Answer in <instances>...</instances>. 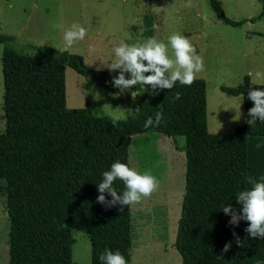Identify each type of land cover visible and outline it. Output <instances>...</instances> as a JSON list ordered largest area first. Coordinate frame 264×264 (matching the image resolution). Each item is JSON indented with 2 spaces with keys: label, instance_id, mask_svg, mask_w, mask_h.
Here are the masks:
<instances>
[{
  "label": "trees",
  "instance_id": "obj_1",
  "mask_svg": "<svg viewBox=\"0 0 264 264\" xmlns=\"http://www.w3.org/2000/svg\"><path fill=\"white\" fill-rule=\"evenodd\" d=\"M217 19L231 26L264 16V0L255 16L232 20L219 0H208ZM143 35L152 36L153 19L143 17ZM5 129L0 132V193L5 197L8 264H72V229L84 230L90 242V264H101L105 248L118 250L126 260L132 241L130 206H104L96 201V183L114 161L129 163V146L138 134L184 138V192L174 247L181 264H205L210 242V181L221 152L232 147L239 156L241 189L246 177V137L264 135V122L246 123L253 102L247 92L264 88L248 74L236 86L220 85L242 95L244 121L223 137L208 133L206 82L194 77L153 94L135 93L134 118L114 119L91 103L69 108L65 102V69L90 75L112 91L115 71L89 69L82 57L50 45L18 48L14 36L0 32ZM147 74V73H145ZM180 92L179 99H172ZM131 109V111H132ZM162 112V123L145 128L144 120ZM119 192L123 184L113 181ZM105 198L110 199L107 193ZM247 221H243V230ZM244 264L264 259V238L244 232Z\"/></svg>",
  "mask_w": 264,
  "mask_h": 264
},
{
  "label": "rangeland",
  "instance_id": "obj_2",
  "mask_svg": "<svg viewBox=\"0 0 264 264\" xmlns=\"http://www.w3.org/2000/svg\"><path fill=\"white\" fill-rule=\"evenodd\" d=\"M232 20L255 16L262 0H219ZM153 19L152 36L167 43V36L179 32L193 45L203 64L194 77L206 82L208 133L223 137L244 121L243 100L236 117L240 95L220 90V85L236 86L248 74L254 83L264 82V16L231 26L216 18L208 0H0V32L14 36L18 48L50 45L62 50L65 28L78 22L86 28L84 40L68 52L78 54L89 69H106L113 46L121 41L142 43L147 36L143 17ZM0 43V132L5 129ZM171 55V50L168 51ZM116 72V70H113ZM259 74V75H257ZM127 73L125 76L127 77ZM135 91L138 85L131 86ZM145 86L141 93L151 94ZM137 90L136 92H140ZM65 102L69 108L87 103L114 118L125 119L135 96L98 85L90 75L65 69ZM184 138L138 134L129 146L130 167L148 171L158 180L146 198L130 205L132 241L127 264H181L174 247L177 221L184 192ZM3 184L0 181V185ZM241 189L239 156L232 147L221 152L213 165L210 181V242L205 264H244L243 220L236 225L219 207L225 203L239 210L234 195ZM9 221L5 197L0 193V264H8ZM235 233V237L233 235ZM72 264H90L87 233L72 229ZM236 237L241 241L236 243ZM225 243L227 251H222Z\"/></svg>",
  "mask_w": 264,
  "mask_h": 264
},
{
  "label": "clouds",
  "instance_id": "obj_3",
  "mask_svg": "<svg viewBox=\"0 0 264 264\" xmlns=\"http://www.w3.org/2000/svg\"><path fill=\"white\" fill-rule=\"evenodd\" d=\"M86 28L78 22H73L64 29L62 35V50L70 51L74 44L82 41L86 35ZM167 43L156 37H147L140 43H125L121 41L112 48V58L102 64L109 72L116 70V75L111 78L114 87L120 90V94L127 92L128 88L138 85L140 92L147 90L152 92L159 89H171L177 82L180 85H190L195 73L203 68L200 56L195 53L193 45L179 32L167 36ZM171 50V55L168 51ZM127 73V77L125 76ZM147 73V74H145ZM259 75V74H257ZM136 91L131 95L135 96ZM180 92H175L172 99H179ZM247 98L253 104L247 110L246 123L255 125L258 121L264 122V88H254L247 92ZM240 96L235 109L236 117H239V105L242 102ZM135 110L127 111L125 118H134ZM162 123V112L157 111L154 116H148L144 120V127H156ZM102 178L96 183L98 195L96 201L104 206L120 205L130 206L141 198H146L157 188L158 180L148 171H139L135 167H129L120 161H114L102 171ZM119 180L123 184V190L117 191L113 181ZM249 187L235 193L234 200L237 208L223 203L219 209L226 214L228 223L236 225L239 221H247L244 232L249 238L260 240L264 238V178L249 180ZM105 193L110 199L105 198ZM235 237V233H233ZM241 240L236 237V243ZM228 243H225L222 251H227ZM101 264H126L125 257L118 250L105 248L99 255ZM254 264H264V259L257 258Z\"/></svg>",
  "mask_w": 264,
  "mask_h": 264
},
{
  "label": "crops",
  "instance_id": "obj_4",
  "mask_svg": "<svg viewBox=\"0 0 264 264\" xmlns=\"http://www.w3.org/2000/svg\"><path fill=\"white\" fill-rule=\"evenodd\" d=\"M246 177L250 180L264 178V135L246 137Z\"/></svg>",
  "mask_w": 264,
  "mask_h": 264
},
{
  "label": "water",
  "instance_id": "obj_5",
  "mask_svg": "<svg viewBox=\"0 0 264 264\" xmlns=\"http://www.w3.org/2000/svg\"><path fill=\"white\" fill-rule=\"evenodd\" d=\"M112 88L115 90V91H117L118 93H120V90L118 89V88H116V87H114L113 85H112ZM130 94L132 93V92H134L135 90L133 89V88H128V90H127Z\"/></svg>",
  "mask_w": 264,
  "mask_h": 264
}]
</instances>
